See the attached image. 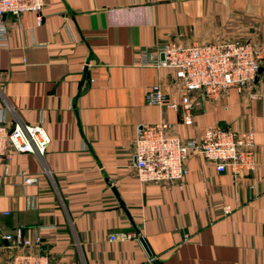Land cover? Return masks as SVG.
<instances>
[{
  "label": "crops",
  "instance_id": "obj_1",
  "mask_svg": "<svg viewBox=\"0 0 264 264\" xmlns=\"http://www.w3.org/2000/svg\"><path fill=\"white\" fill-rule=\"evenodd\" d=\"M39 14L16 25L3 15L0 114L40 123L49 142L40 157L0 162V236L21 225L48 264H264V61L243 92L192 94L189 125L144 101L151 84L168 95L177 85L171 69L139 61L165 40H264V0H46ZM159 119L181 137L251 130L254 169L234 176L190 152L181 186L140 181L133 139Z\"/></svg>",
  "mask_w": 264,
  "mask_h": 264
},
{
  "label": "built area",
  "instance_id": "obj_2",
  "mask_svg": "<svg viewBox=\"0 0 264 264\" xmlns=\"http://www.w3.org/2000/svg\"><path fill=\"white\" fill-rule=\"evenodd\" d=\"M46 0H0V45L6 43L8 27L3 15L12 16L18 24L24 11H39ZM158 53L162 57H158ZM141 64L165 66L171 69L176 91L166 94L159 82L146 90L144 101L173 110H180L181 122L192 123V106L197 98L219 100L229 88L245 91L252 83L258 67L264 61V40L254 36L233 37L220 41L180 43L165 40L157 44L155 51L141 50ZM49 137L40 123H27L13 118L4 121L0 114V162L10 151L30 152L42 156ZM190 152L200 153L212 162L218 171L229 170L234 176L250 172L255 167L254 140L251 130H233L219 125H206L199 138L181 137L171 132L170 124L159 119L141 124L132 147L133 165L140 181L177 184L181 186L186 173L185 161ZM36 176H22V183H35ZM132 233H121L127 238ZM11 250L0 264H48L47 257L35 248L37 237L30 238L21 225L0 236ZM109 238L115 236L110 234Z\"/></svg>",
  "mask_w": 264,
  "mask_h": 264
},
{
  "label": "water",
  "instance_id": "obj_3",
  "mask_svg": "<svg viewBox=\"0 0 264 264\" xmlns=\"http://www.w3.org/2000/svg\"><path fill=\"white\" fill-rule=\"evenodd\" d=\"M160 56H162V54H160ZM118 202H119L120 206L123 207V204H122V202L119 199H118ZM134 229H135V231H137V229L135 227H134ZM139 240L143 243V241H142V239L140 237H139ZM153 262L155 264H158L155 260H153Z\"/></svg>",
  "mask_w": 264,
  "mask_h": 264
}]
</instances>
